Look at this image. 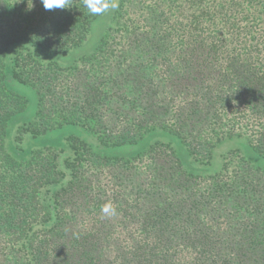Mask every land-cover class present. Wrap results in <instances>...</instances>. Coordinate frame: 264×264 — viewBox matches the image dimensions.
Masks as SVG:
<instances>
[{"label":"trees","instance_id":"trees-1","mask_svg":"<svg viewBox=\"0 0 264 264\" xmlns=\"http://www.w3.org/2000/svg\"><path fill=\"white\" fill-rule=\"evenodd\" d=\"M96 48L69 65L100 15L0 0V264H264V171L236 149L218 171L184 169L170 142L131 156L96 146L174 135L209 163L243 136L264 156V0H118ZM30 121L11 124L28 99ZM76 125L93 144L9 150ZM112 202L116 215L101 207Z\"/></svg>","mask_w":264,"mask_h":264},{"label":"rangeland","instance_id":"rangeland-1","mask_svg":"<svg viewBox=\"0 0 264 264\" xmlns=\"http://www.w3.org/2000/svg\"><path fill=\"white\" fill-rule=\"evenodd\" d=\"M112 11L113 10H110L108 13L100 15L92 22L90 31L82 44L71 48L65 54H52L51 58L61 65H69L79 57L91 53L96 48L103 31L109 23ZM9 85L13 90L24 95L28 99L26 110L17 114L11 121V124L14 125L17 122L30 121L36 109L37 99L35 90L29 85L12 80L9 82ZM70 134L79 136L93 144V139L86 130L76 125H64L35 138L27 135L25 137L26 140L23 149L21 150L15 149L10 143L8 148L16 158L24 160L28 157L29 151L32 148L45 145L57 147L65 146V137ZM156 140L170 142L174 146L184 169L192 173L210 174L218 171L222 162L221 154L231 149H236L251 164L264 171V156L252 149L243 136H235L219 142L213 151L211 161L206 164L193 160L178 138L174 135L158 129L150 131L142 139L134 143L109 147L95 145V148L98 152L108 156H131L141 152L150 143Z\"/></svg>","mask_w":264,"mask_h":264},{"label":"clouds","instance_id":"clouds-1","mask_svg":"<svg viewBox=\"0 0 264 264\" xmlns=\"http://www.w3.org/2000/svg\"><path fill=\"white\" fill-rule=\"evenodd\" d=\"M45 10L63 9L68 0H41ZM84 7L91 15H102L108 13L110 10H117L119 8L118 0H83ZM101 212L105 216L116 215V207L112 202H107L101 207Z\"/></svg>","mask_w":264,"mask_h":264}]
</instances>
